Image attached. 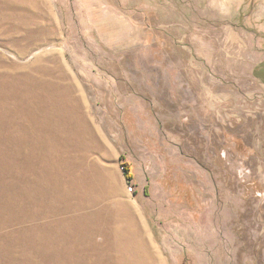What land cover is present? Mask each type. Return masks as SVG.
I'll return each instance as SVG.
<instances>
[{
	"label": "rangeland",
	"instance_id": "rangeland-1",
	"mask_svg": "<svg viewBox=\"0 0 264 264\" xmlns=\"http://www.w3.org/2000/svg\"><path fill=\"white\" fill-rule=\"evenodd\" d=\"M0 264H264V0H0Z\"/></svg>",
	"mask_w": 264,
	"mask_h": 264
},
{
	"label": "crops",
	"instance_id": "crops-1",
	"mask_svg": "<svg viewBox=\"0 0 264 264\" xmlns=\"http://www.w3.org/2000/svg\"><path fill=\"white\" fill-rule=\"evenodd\" d=\"M215 2H218V4L220 6L222 5L223 7H227L230 5V0H215Z\"/></svg>",
	"mask_w": 264,
	"mask_h": 264
},
{
	"label": "built area",
	"instance_id": "built-area-1",
	"mask_svg": "<svg viewBox=\"0 0 264 264\" xmlns=\"http://www.w3.org/2000/svg\"><path fill=\"white\" fill-rule=\"evenodd\" d=\"M128 192L130 194H134L136 192V186L132 182H130V185L128 187Z\"/></svg>",
	"mask_w": 264,
	"mask_h": 264
},
{
	"label": "trees",
	"instance_id": "trees-1",
	"mask_svg": "<svg viewBox=\"0 0 264 264\" xmlns=\"http://www.w3.org/2000/svg\"><path fill=\"white\" fill-rule=\"evenodd\" d=\"M126 173L128 174V177L131 176V174L129 173V170L128 169H126Z\"/></svg>",
	"mask_w": 264,
	"mask_h": 264
}]
</instances>
